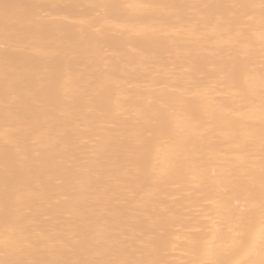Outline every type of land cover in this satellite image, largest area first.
I'll list each match as a JSON object with an SVG mask.
<instances>
[{"label": "bare ground", "instance_id": "1", "mask_svg": "<svg viewBox=\"0 0 264 264\" xmlns=\"http://www.w3.org/2000/svg\"><path fill=\"white\" fill-rule=\"evenodd\" d=\"M0 264H264V0H0Z\"/></svg>", "mask_w": 264, "mask_h": 264}]
</instances>
